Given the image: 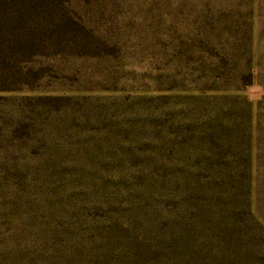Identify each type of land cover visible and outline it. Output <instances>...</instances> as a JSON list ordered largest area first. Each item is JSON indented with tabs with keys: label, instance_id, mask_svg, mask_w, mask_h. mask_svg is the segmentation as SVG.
<instances>
[{
	"label": "rangeland",
	"instance_id": "374dc122",
	"mask_svg": "<svg viewBox=\"0 0 264 264\" xmlns=\"http://www.w3.org/2000/svg\"><path fill=\"white\" fill-rule=\"evenodd\" d=\"M10 2L0 264H264V0Z\"/></svg>",
	"mask_w": 264,
	"mask_h": 264
},
{
	"label": "trees",
	"instance_id": "16d2710c",
	"mask_svg": "<svg viewBox=\"0 0 264 264\" xmlns=\"http://www.w3.org/2000/svg\"><path fill=\"white\" fill-rule=\"evenodd\" d=\"M15 5L11 4L10 0H0V29L3 26H8L7 18L14 14ZM1 34V31H0ZM12 51L0 37V63H2V56ZM9 74L5 69L0 67V92L5 91H17L23 86L18 83H14L10 80ZM20 75H23L22 73Z\"/></svg>",
	"mask_w": 264,
	"mask_h": 264
}]
</instances>
